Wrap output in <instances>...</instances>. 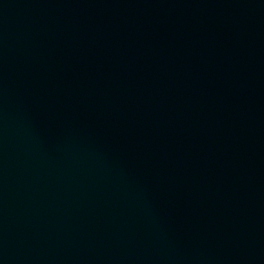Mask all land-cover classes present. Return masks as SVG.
Returning a JSON list of instances; mask_svg holds the SVG:
<instances>
[{"label": "water", "instance_id": "water-1", "mask_svg": "<svg viewBox=\"0 0 264 264\" xmlns=\"http://www.w3.org/2000/svg\"><path fill=\"white\" fill-rule=\"evenodd\" d=\"M0 264H264V0H0Z\"/></svg>", "mask_w": 264, "mask_h": 264}]
</instances>
